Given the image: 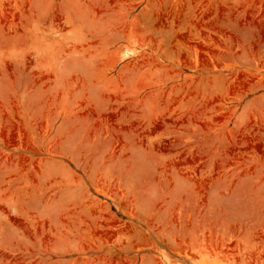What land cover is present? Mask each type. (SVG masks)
Listing matches in <instances>:
<instances>
[{
    "label": "rangeland",
    "instance_id": "rangeland-1",
    "mask_svg": "<svg viewBox=\"0 0 264 264\" xmlns=\"http://www.w3.org/2000/svg\"><path fill=\"white\" fill-rule=\"evenodd\" d=\"M0 264H264V0H0Z\"/></svg>",
    "mask_w": 264,
    "mask_h": 264
}]
</instances>
